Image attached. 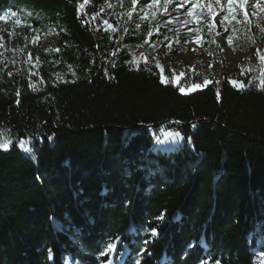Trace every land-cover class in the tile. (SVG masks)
<instances>
[{
    "label": "trees",
    "instance_id": "trees-1",
    "mask_svg": "<svg viewBox=\"0 0 264 264\" xmlns=\"http://www.w3.org/2000/svg\"><path fill=\"white\" fill-rule=\"evenodd\" d=\"M105 1L0 0L26 31L0 32V264H105L109 243L121 264H255L264 68L181 93L128 51L160 41L150 21Z\"/></svg>",
    "mask_w": 264,
    "mask_h": 264
},
{
    "label": "rangeland",
    "instance_id": "rangeland-1",
    "mask_svg": "<svg viewBox=\"0 0 264 264\" xmlns=\"http://www.w3.org/2000/svg\"><path fill=\"white\" fill-rule=\"evenodd\" d=\"M240 2L245 4L244 9L229 12L228 0H106L99 11L113 19L121 14L148 19L151 35H160V41L149 40L128 51L137 59L155 62L163 82L169 80L170 73L179 90L184 89L180 92L190 93L224 78L241 88L242 76L248 73L257 77L264 68V0ZM0 32L22 36L26 31L23 25L4 16ZM54 37L53 33H33L31 42L48 44ZM6 60V56H0L1 63ZM55 77L63 80L61 74ZM172 134L158 144L162 151L182 144L180 137ZM115 249L116 245L105 264H121L125 253L116 260ZM65 264L71 263L68 260ZM255 264H264V253L256 255Z\"/></svg>",
    "mask_w": 264,
    "mask_h": 264
},
{
    "label": "snow or ice",
    "instance_id": "snow-or-ice-1",
    "mask_svg": "<svg viewBox=\"0 0 264 264\" xmlns=\"http://www.w3.org/2000/svg\"><path fill=\"white\" fill-rule=\"evenodd\" d=\"M244 7H245V4L240 2V0H228L229 12H232L235 8L244 9ZM256 7L259 8L260 5H256ZM209 8H211V5H209ZM0 19H3V17H0ZM225 19H227V17H225ZM16 23L19 24L20 21L17 20ZM262 59H264V57H262ZM181 75H183V73ZM205 83L207 84L208 81L206 80ZM194 87H200V85H195ZM262 87H264V81H262ZM180 90L182 92L184 91L183 88H181ZM169 135H173V134L165 132V136H169ZM49 139H51V137H49ZM21 144L23 145V142H21ZM10 145H11V141L10 140H8V139H0V148H2L4 150H7ZM23 150L25 152H30L31 151V149H29L27 147H24ZM156 234L157 233H156L155 229H153L152 235L155 236ZM145 243H147V241H145ZM114 247H115V245L109 243L107 245L106 252H111L114 249ZM106 252H102L101 254L104 255V254H106ZM50 258H51V253H50ZM217 264H219V262H217Z\"/></svg>",
    "mask_w": 264,
    "mask_h": 264
},
{
    "label": "bare ground",
    "instance_id": "bare-ground-1",
    "mask_svg": "<svg viewBox=\"0 0 264 264\" xmlns=\"http://www.w3.org/2000/svg\"><path fill=\"white\" fill-rule=\"evenodd\" d=\"M176 13L175 11L172 12V14Z\"/></svg>",
    "mask_w": 264,
    "mask_h": 264
}]
</instances>
